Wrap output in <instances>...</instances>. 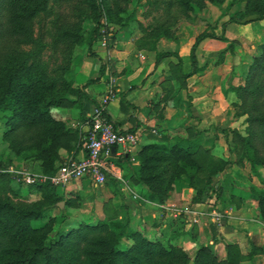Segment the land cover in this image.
<instances>
[{"label": "trees", "instance_id": "obj_1", "mask_svg": "<svg viewBox=\"0 0 264 264\" xmlns=\"http://www.w3.org/2000/svg\"><path fill=\"white\" fill-rule=\"evenodd\" d=\"M235 1H245L246 10L236 13L224 25L233 23L237 18L249 22L264 19V0ZM180 2L187 12L190 11L189 0ZM65 6L74 15L85 6L92 15L88 50L101 38V22L105 13L111 22H117L111 14L108 0H0V120L5 126L3 139L15 159L40 162L41 174L45 175H53L57 171L63 162L62 150L70 155L81 146L79 129L56 119L52 115L53 109L66 106L69 97L77 101L89 98L85 86L98 80H88L86 85L73 88L70 82L51 74L53 72L42 62L44 51L48 48L53 54H65L72 43L80 40L77 32L79 23L56 14V8L62 12ZM52 15L55 16L52 22L54 35L51 44H47L44 36L34 35L35 20ZM168 31L156 27L151 35L156 42L160 38H171ZM112 34L113 39L115 33ZM206 39L226 42L228 50H232V43L224 36L206 33L196 39L188 59L179 57L174 51H157L155 45L151 46L154 47L150 51L156 52L155 64L171 57L176 59L175 63L169 64L170 77L164 82L169 86L168 96L174 93L170 80L175 88L184 90L187 79L200 70L196 63V50ZM88 56L95 55L89 52ZM233 91L238 100L235 107L246 116L247 124L244 136L234 131L236 152L239 159L247 162L251 172L257 175L258 169L264 168V43L255 49L242 84ZM220 132L225 131L220 129ZM197 134L190 131L188 137L182 138L163 133L156 135L153 143L141 147L135 158L138 165L132 166L130 175L138 185L146 188L141 192L144 200L153 204L164 203L174 184L183 177L194 190V204H205L215 195L219 186L215 187L213 179L232 163L228 159H210L209 150L203 151L207 157L202 163ZM0 179L9 180L10 175L0 173ZM111 184L117 188L120 182L115 179ZM27 187L41 193L40 202L15 203L9 197H0V264L238 263L235 246L225 247V259H219L210 245L200 246L190 257L182 248L149 239L143 233L131 230L128 217L82 223L49 240L54 220L41 228H35L31 223L45 218L47 211L57 207L56 204L63 199L57 192L58 188L49 184ZM251 193L264 216V193ZM222 198L223 195H216L217 200ZM67 204L70 206V201Z\"/></svg>", "mask_w": 264, "mask_h": 264}, {"label": "crops", "instance_id": "obj_2", "mask_svg": "<svg viewBox=\"0 0 264 264\" xmlns=\"http://www.w3.org/2000/svg\"><path fill=\"white\" fill-rule=\"evenodd\" d=\"M258 25L255 23L248 25L226 24L224 37L229 42H250V38L254 40L259 36L254 31ZM246 27H251L250 33L245 31ZM227 46L226 42L216 39L202 41L196 50L199 68L204 66L207 61L212 63L215 59L217 60V52L224 51ZM249 49L250 52H254L256 47L253 44L250 45ZM157 51L160 50L157 48ZM252 54L250 53L251 57ZM94 55V57L89 56L83 71H81L85 82L77 85V87L83 86L88 80L98 78L94 84L85 86L89 98H83L79 101V108H72L69 111L53 109L52 115L70 127L71 123H74L73 121H79L74 126L81 122L78 125L80 129L82 128L81 132H85L86 122L82 123V121L91 114L97 99L106 92L107 88L110 86L114 88L117 99L107 109L109 118L115 127L121 131H141L139 144L130 151L125 160L123 157H115L111 160L114 172L119 177L117 180L122 186V191L132 190L141 193L146 190L144 186L138 185L133 180L130 175L131 168L138 165L135 158L141 147L153 143L156 135L164 132L168 133L170 137L173 135L186 138L185 127H190L192 131L196 130L197 132L209 129V133L215 127L214 134H209L214 136L216 131L219 132L221 128L234 126L240 122L234 117L231 106L235 102V94L231 90L234 84L230 83V79L237 76L238 81L243 76L238 78L239 75L234 73L235 67L227 69L225 64L214 67L210 65L204 74L197 73L188 78L184 90L175 88L172 80H170V85L174 87V93L169 98L171 101L164 105L162 102L166 91H168L164 78L170 77L169 64L175 63V58L171 57L160 64H155L156 52L137 48L134 40L127 39L120 33L115 34L108 49L104 50L103 48V50L95 52ZM183 56L180 55L179 57L183 58ZM229 56L231 57V53H226L225 63L229 60ZM245 72L246 69H244ZM187 96L190 101L186 100ZM172 97L174 98L172 99ZM67 113L70 114V118L63 115ZM217 135L219 136L217 142H221V135L219 133ZM214 139L216 140V136ZM116 151H120V149H116ZM60 155L64 162L72 157L82 158L85 153L80 146L76 152H72L70 155L63 150ZM224 156L229 157L228 154ZM15 160L20 165L30 169L29 171L41 173L40 162ZM234 167L232 164L229 165L227 171L231 172ZM234 169L238 170V168ZM245 170L247 172L246 177L250 175L255 182L256 179L251 170ZM225 173L226 171L220 176ZM220 176L217 177V180L223 178ZM256 176L261 179V182L251 184L255 188L254 190L235 186L232 195L224 197L223 203H220L221 200L212 198L205 204H194L192 202L193 190L189 187L187 179L183 177L181 181L174 184L167 201L181 207H190L195 210L206 208L210 211L212 208L216 209L217 203H220L221 207L217 209L228 213V218L221 228L213 226L208 219L203 217L198 224L194 225L189 222L186 215L177 219L166 216L161 218V213L155 204L146 200H143V203L139 201L143 205L135 204L134 209L129 206L132 209L130 226L136 230L140 229L143 233L146 230V236L153 240L182 248L190 257L200 246L210 245L216 251L219 259H225V247L232 245L236 247L238 253L237 264H264V216L260 213L256 197L251 193L252 191L264 193V169H259ZM73 183L77 184V189L74 192L78 190L89 192L87 191L91 185L89 180L83 179ZM110 186L111 183L108 187ZM111 188L113 189V187ZM137 194L134 193L136 197H138ZM112 195L110 194L106 199H111Z\"/></svg>", "mask_w": 264, "mask_h": 264}, {"label": "rangeland", "instance_id": "obj_3", "mask_svg": "<svg viewBox=\"0 0 264 264\" xmlns=\"http://www.w3.org/2000/svg\"><path fill=\"white\" fill-rule=\"evenodd\" d=\"M108 3L111 14L114 16V19L117 20V22H111L106 13L103 15L101 30H103L104 28L109 38L107 47L104 48V50L108 49V47L112 44V33L114 32L115 34H122V36L127 37V39L131 38V40H134L135 46L139 49L150 51V48L154 47L151 46L155 45V47H157L160 51H176L178 56L184 55L183 58L185 59H188L190 50L196 39L200 35L206 33L209 35L214 34L219 37L224 36V24L236 13H243L246 10L245 1L235 0H215V2H210L209 0H189V7L191 9L188 12L185 6L181 4L180 0H108ZM55 8L53 9L54 12ZM84 8L85 6L81 8V12L77 15L71 13L66 6L64 7V9H62V12L61 10L56 8V14H62L71 22L79 23V30H77V32L80 36V40L78 42L75 41L74 43H72L70 49L65 52V54H63L62 52L53 54L51 49L48 48L46 51H44V54L42 56V62L48 66L49 71L53 72L50 73L58 76L60 80L64 79L63 81L70 82L73 88H76L78 83L85 82V79L82 78L81 71H83V67L89 58V52L95 54V52L103 50L98 41L91 47V49L88 50V35L91 28L93 27V17L90 14L89 10L87 8ZM54 19L55 16L52 15L50 17L47 16V18H45V16H42L35 20L34 35L44 36L45 42L47 44H51V41L53 39L54 29L52 26V22ZM251 23L259 24L254 29V31L259 35L258 38H255L254 40L253 38H250V42L247 43H240L239 41L229 42L232 43V50H228V48H226L220 53L217 52V60L215 59V61H213L212 63H210L209 61L205 62V65L200 67V70L197 73L204 74L205 70L210 65L211 67H214L225 64L227 69H229L230 67H235L236 70L234 73H237L239 75L238 78L243 75L240 80L238 79V81L237 76H234L236 78L230 79V83L234 84V87L232 86L231 90L235 94L233 88L242 84L244 75L248 71V68L252 63L253 56L251 57L250 53H253L252 55L255 54V51L250 52V45L254 44L257 48L264 43V19H256L252 22H249L247 21V19L240 20L239 18H237L236 21L231 23L236 25H248ZM156 27H160L161 29H168L171 38H160L155 42V39H153V36L151 34L153 29H155ZM250 28L251 27H246L245 31L250 33ZM226 53H231V57L229 56V60L227 61V63H225ZM196 63L198 65V61ZM64 69L65 71H63ZM244 69H246L245 73ZM168 78L169 77H165L164 79L167 80ZM165 85L169 87L168 84ZM169 91L170 90L168 88L165 97L168 96V94L170 93ZM171 95L172 94H170L166 100L165 98L163 99L162 103H164V105L168 104L169 101H171L169 99ZM173 98L174 97H172V99ZM234 98L235 102L231 106L233 108L234 117L240 120V122H238L234 126L221 128L225 132H220L219 130V132L216 131V134L212 136L209 134H214L215 127L214 129H212L213 131L211 133H209V129H203L201 132H197L196 130H194L193 132L192 128L190 127L184 128L187 137L189 136L190 131L192 132V134L195 132L198 133L195 136H198V141L201 145L202 152H200L201 155H199V158L200 160H202V163L205 162L207 157L203 153V151L209 150L211 152L210 159H228L231 161L232 165L235 166L234 168H238L237 171L233 168L231 172H228L227 167L225 169L226 173L221 175L223 176L222 179L217 180V177L213 179V183L216 182L215 185L217 184L219 186V189H217L218 191L215 192V195H212V198L215 199L216 195H220L221 197L223 195V197L225 198L227 196H231V193L233 192V189H235V186L248 190L255 189L254 187H252L254 181L251 179V176L249 175L248 177H246L247 172L245 169H250V166L247 162L239 159L235 148L236 141L234 138V131L244 136V130L247 124L246 116L241 115L239 110L235 107V105L238 103L236 94ZM186 100L190 101L188 96L186 97ZM78 106L79 101H77L74 97H69L66 106L57 109H65L69 111L72 108H79ZM63 115H66V117L69 118L71 117L69 113ZM86 121L87 119L85 118L82 123H85ZM73 122L74 123H71V127H76V129H79V133L81 134V141V137L83 136L82 133H85L83 131L81 132L82 128L80 129L78 125L81 122L76 124L75 126L74 124L79 121ZM4 132L5 126L3 121L0 120V173L6 172L8 175H10L9 180L0 179V197H9L15 203H38L42 198L41 193L39 191H31L29 187L16 182L12 177L13 175L10 173V171L19 170H25L31 173L35 172L29 171L30 169L25 168L24 166L20 165V163L16 162L7 142H5L3 139ZM218 133L219 135H221V142H217V138L219 137L217 135ZM210 136L211 138H209ZM215 136L216 140L214 139ZM172 137L174 136L172 135ZM227 154L229 155V157L224 156ZM254 176L256 179L254 183L261 182V179L258 178V176ZM198 177L201 178L202 174H198ZM115 179V177H112V174L109 175V178L107 179L103 187L94 188L90 185L87 190L89 191L88 193L80 190L74 192V190L76 191L77 189L76 183H73V185L69 184L63 188H58L57 192L63 199L61 202H58L61 204L57 203V207L47 211V215L45 218L37 221H32L31 224L35 228H41L45 226L49 221L54 220L52 230L48 234L49 240H53L58 234L65 233L71 228H76L79 224L82 223H96L100 220L114 221L126 217H128L131 222L132 209L136 207L135 204L143 205L140 204V202L143 203L142 201L144 199L142 198L139 191H122L121 184H119L117 188H115V186H113L112 184L110 187H108L110 183ZM111 187H113V189ZM14 192H17L19 194L16 193V195H14ZM134 193H138V197H136ZM110 194H113L112 198L106 199V197H108ZM69 201L71 203L70 206L67 204ZM221 201L222 202L220 203H223V200ZM220 203H217L216 205L218 209H220L219 207H221ZM129 206H131L132 209ZM131 230L136 229H134V227H131ZM136 231L141 232L140 229ZM143 234L146 236V230ZM148 238L152 239L150 237ZM124 243L126 245L130 244L129 242Z\"/></svg>", "mask_w": 264, "mask_h": 264}, {"label": "built area", "instance_id": "obj_4", "mask_svg": "<svg viewBox=\"0 0 264 264\" xmlns=\"http://www.w3.org/2000/svg\"><path fill=\"white\" fill-rule=\"evenodd\" d=\"M108 39L103 28L99 45L106 48ZM116 95L112 86L107 88L106 92L97 99L91 114L87 117L86 131L81 137V149L85 153L82 158L67 159L53 175L31 173L25 170L10 171L13 179L25 186L49 184L55 188H63L83 179L89 180L94 188H101L105 185L109 175L112 174V177L119 179L114 172L111 160L115 157H126L132 149L136 148L140 142L141 131H121L115 127L108 116L107 109L117 99ZM155 206L159 209L161 218L166 216L177 219L186 215L193 225L198 224L203 217L208 219L213 226L221 228L228 218L227 212L215 208L210 211L206 208L195 210L190 207H181L167 200Z\"/></svg>", "mask_w": 264, "mask_h": 264}, {"label": "water", "instance_id": "obj_5", "mask_svg": "<svg viewBox=\"0 0 264 264\" xmlns=\"http://www.w3.org/2000/svg\"><path fill=\"white\" fill-rule=\"evenodd\" d=\"M58 204H61V203H58Z\"/></svg>", "mask_w": 264, "mask_h": 264}]
</instances>
